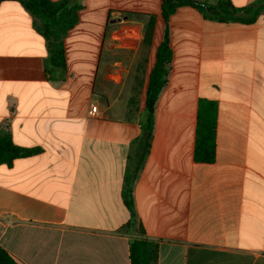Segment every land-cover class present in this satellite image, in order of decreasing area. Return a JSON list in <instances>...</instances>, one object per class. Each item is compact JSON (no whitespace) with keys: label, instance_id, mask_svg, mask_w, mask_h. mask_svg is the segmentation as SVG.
Masks as SVG:
<instances>
[{"label":"crops","instance_id":"0c3cea01","mask_svg":"<svg viewBox=\"0 0 264 264\" xmlns=\"http://www.w3.org/2000/svg\"><path fill=\"white\" fill-rule=\"evenodd\" d=\"M72 1L66 74L41 21L0 4V135L41 149L0 165V246L20 264H131L123 189L144 149L162 1ZM129 13L154 17L148 42ZM167 25L173 59L133 186L136 229L157 264H264V12L244 25L181 7ZM201 100L217 105L212 164L194 159Z\"/></svg>","mask_w":264,"mask_h":264},{"label":"trees","instance_id":"16d2710c","mask_svg":"<svg viewBox=\"0 0 264 264\" xmlns=\"http://www.w3.org/2000/svg\"><path fill=\"white\" fill-rule=\"evenodd\" d=\"M21 3L33 16L41 21L40 33L46 39L49 50L50 65L61 73L67 72L66 50L64 39L67 33L78 23L82 5L74 4L72 0H0ZM162 16L166 24L163 41L156 54V64L150 75L146 109L148 113L147 125L143 139L144 149L135 160L134 167L129 168L123 189V198L131 213V219L125 226L131 237L129 244L131 264H157L158 245L143 236L141 229H136V214L133 199V186L150 147L153 133V114L158 98L168 82L170 64L173 52L170 47L168 19L181 7H191L205 18L221 23H240L253 25L264 12V0L244 8L234 6L229 0H161ZM146 23V39L153 36L155 28L154 17L141 13L128 14ZM217 105L214 102L201 100L197 116L196 143L194 159L198 163L212 164L216 159V124ZM41 149L21 148L14 144L8 135H0V165L12 163L18 158L29 157L39 153ZM0 264H20L7 250L0 246Z\"/></svg>","mask_w":264,"mask_h":264},{"label":"built area","instance_id":"2783aa9c","mask_svg":"<svg viewBox=\"0 0 264 264\" xmlns=\"http://www.w3.org/2000/svg\"><path fill=\"white\" fill-rule=\"evenodd\" d=\"M91 114H94V110H91Z\"/></svg>","mask_w":264,"mask_h":264}]
</instances>
